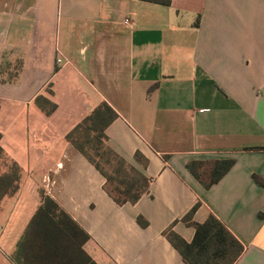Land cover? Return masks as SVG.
I'll return each mask as SVG.
<instances>
[{"label": "crops", "instance_id": "1", "mask_svg": "<svg viewBox=\"0 0 264 264\" xmlns=\"http://www.w3.org/2000/svg\"><path fill=\"white\" fill-rule=\"evenodd\" d=\"M170 1L0 0L1 145L23 169L0 215L10 222L23 192L33 205L8 237L1 228L6 249L43 189L97 264H187L164 231L191 242L183 218L197 204L194 221L214 214L244 246L234 264H264V0ZM102 102L117 113L109 146L152 180L134 204L116 203L66 140ZM217 159L235 164L207 188L188 163Z\"/></svg>", "mask_w": 264, "mask_h": 264}, {"label": "trees", "instance_id": "2", "mask_svg": "<svg viewBox=\"0 0 264 264\" xmlns=\"http://www.w3.org/2000/svg\"><path fill=\"white\" fill-rule=\"evenodd\" d=\"M170 5V0H144ZM37 105L48 115L57 104L43 95L36 98ZM117 113L107 102H102L66 135L70 142L105 177V191L123 205L136 203L149 192L151 178L145 176L108 144L107 127ZM0 132V208L6 197L15 196L22 184L23 169L1 145ZM137 157L140 153L136 154ZM235 164L234 159L191 161L189 170L205 187L222 179ZM40 204L17 244L19 264H97L84 249L89 234L45 190L40 191ZM198 207L195 205L184 221L195 228L191 242L172 230L164 235L179 251L187 264H234L244 246L233 233L214 215L203 223L193 220ZM143 226L148 222L138 218Z\"/></svg>", "mask_w": 264, "mask_h": 264}, {"label": "rangeland", "instance_id": "3", "mask_svg": "<svg viewBox=\"0 0 264 264\" xmlns=\"http://www.w3.org/2000/svg\"><path fill=\"white\" fill-rule=\"evenodd\" d=\"M29 201H30L29 193L23 192V195L20 198L21 205H18V208L16 209L15 213H12L13 215H12L11 221L10 222L5 221L4 215H0V221L2 222V224L0 226V230H1V228L3 229L5 227V225H7V229L4 233L5 237H8L10 235L9 231L13 228L14 224H21L23 222V219H24V221H26L27 218L31 215V209L33 208V205L30 206L29 204H27ZM30 220H31V218H30ZM21 235H23V234H21ZM21 235L19 236L18 241H19V239H21L20 238V237H22ZM2 243L3 242L0 241V251L2 253L0 263L1 264H7L8 260L12 259L13 263L19 264V262L17 261V258H16L17 252H15V251L11 252L9 249H6V247L3 246Z\"/></svg>", "mask_w": 264, "mask_h": 264}, {"label": "built area", "instance_id": "4", "mask_svg": "<svg viewBox=\"0 0 264 264\" xmlns=\"http://www.w3.org/2000/svg\"><path fill=\"white\" fill-rule=\"evenodd\" d=\"M127 22H128V21H127ZM57 61H58V62H60V61H61V59H57Z\"/></svg>", "mask_w": 264, "mask_h": 264}]
</instances>
